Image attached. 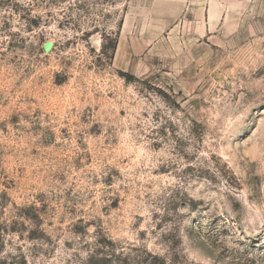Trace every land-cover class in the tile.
Returning a JSON list of instances; mask_svg holds the SVG:
<instances>
[{
  "label": "rangeland",
  "instance_id": "rangeland-1",
  "mask_svg": "<svg viewBox=\"0 0 264 264\" xmlns=\"http://www.w3.org/2000/svg\"><path fill=\"white\" fill-rule=\"evenodd\" d=\"M129 3L0 0V264H264V5L126 65Z\"/></svg>",
  "mask_w": 264,
  "mask_h": 264
},
{
  "label": "crops",
  "instance_id": "crops-1",
  "mask_svg": "<svg viewBox=\"0 0 264 264\" xmlns=\"http://www.w3.org/2000/svg\"><path fill=\"white\" fill-rule=\"evenodd\" d=\"M260 5L264 0H130L117 52L126 55V65L150 59L161 65L192 47L226 44Z\"/></svg>",
  "mask_w": 264,
  "mask_h": 264
}]
</instances>
